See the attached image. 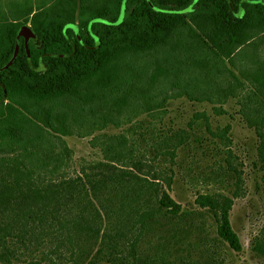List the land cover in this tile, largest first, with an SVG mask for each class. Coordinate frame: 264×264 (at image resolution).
<instances>
[{"label":"trees","instance_id":"trees-1","mask_svg":"<svg viewBox=\"0 0 264 264\" xmlns=\"http://www.w3.org/2000/svg\"><path fill=\"white\" fill-rule=\"evenodd\" d=\"M193 1L127 0L120 24L92 23L91 30L100 39L97 48L90 20H117L122 0H21L13 3L10 16L0 10V68L14 54L20 25L29 24L38 35L36 41L28 42L29 56L21 36L16 59L0 70V260L7 264H13V259L23 261L14 246L22 244L29 250L34 244L27 240L30 233L35 238L38 231L59 239L73 225L68 240L80 239L79 256L89 258L86 264H97L102 257L104 264H137L142 258L130 263L125 257L111 256L121 247L120 240L139 225L138 234L130 240L134 250L141 235L154 230L163 210L174 216L182 213L180 204L158 181L156 169L141 172L144 162L125 148L123 136L116 144L112 137L104 139V160L83 167L74 176L62 172L70 157L62 139L69 133L70 112L60 113L46 104L69 97L80 104L91 103L101 88L115 87L126 72L132 76L124 62L129 54L157 51L189 38L191 48L206 55L192 57L188 62L192 67L203 70L206 78L217 70L227 71L232 78L224 95L238 96L240 113L255 128L264 171V57L257 54L258 46L264 44V0L242 1L243 16L236 15L241 0H197L192 10L180 12ZM68 22L77 24L78 34L72 28L64 31ZM236 54L251 60L249 68L240 70L242 78L226 66L225 60L233 62ZM41 56L45 70L36 71ZM169 74L156 67L148 87ZM136 90L132 85L116 97L110 115L131 99L141 100L144 93ZM195 117L208 120L204 112ZM228 129L219 135L226 138ZM52 137L62 141L61 151H55ZM175 137L178 143L185 138L183 132ZM17 146L24 148L30 164L22 155L11 154ZM227 161L226 172L234 185L231 194L202 193L196 202L211 213L218 235L240 251L242 244L229 214L234 199L244 194L243 178ZM54 174L61 176L56 179ZM167 177L171 179L170 174ZM252 249L264 255V235L255 237Z\"/></svg>","mask_w":264,"mask_h":264},{"label":"rangeland","instance_id":"rangeland-1","mask_svg":"<svg viewBox=\"0 0 264 264\" xmlns=\"http://www.w3.org/2000/svg\"><path fill=\"white\" fill-rule=\"evenodd\" d=\"M17 1L21 0H0V10L10 16L12 5ZM191 46V40L185 37L157 51L127 55L124 62L132 70V76L126 72L125 79L115 87L101 88L91 103L80 104L69 97L46 104L57 112H70L69 133L62 135L70 148V157L62 172L74 176L83 172V167L104 160V139L112 137L116 144L123 136L125 148L132 150L135 158L143 160L141 172L156 169L160 176L158 181L180 204L182 213L174 216L163 210L156 218L158 224L154 230L141 235L133 250L130 240L139 232L136 225L128 237L120 240L121 247L111 256L125 257V262L130 263L135 262L136 257L142 258L137 264H264V255L252 249L255 237L264 235V171L258 158L259 137L240 113L238 96L224 95L232 81L229 73L217 70L206 78L203 70L188 63L192 57L206 56ZM257 54L264 57V44L258 46ZM225 62L240 78V70L251 65V60L241 54H236L233 62ZM158 66L170 74L148 87ZM132 85L136 91L144 93L138 94L141 100L131 99L120 111L110 115L108 111L112 110L114 99ZM219 108L222 113L218 112ZM199 112H204L208 120L196 118ZM226 126L229 129L227 137L223 138L219 133H223ZM177 132L185 136L182 143L177 142ZM52 140L55 151H61L62 141L57 137ZM25 153L23 147L17 146L11 154L22 155L30 164L31 159ZM2 154L0 151V156ZM227 159L243 178L244 194L234 199L229 214L242 244L240 251L232 249L218 235L211 213L196 202V197L202 193L231 194L234 185L226 172ZM60 174L54 177L59 179ZM169 174L171 179L167 177ZM73 229V225L65 229L59 239L40 235L38 231L36 238L28 234L27 240L34 244L29 250L16 244L14 247L22 253L23 261L13 259V264H29L32 260L37 264H86L89 258L79 256L80 239L74 236L73 242L68 240L67 234ZM104 263L102 257L97 264Z\"/></svg>","mask_w":264,"mask_h":264},{"label":"water","instance_id":"water-1","mask_svg":"<svg viewBox=\"0 0 264 264\" xmlns=\"http://www.w3.org/2000/svg\"><path fill=\"white\" fill-rule=\"evenodd\" d=\"M126 1L127 0H122V6H121L120 14H119V17L117 18V20L110 21V20L102 18V17H94V18H92L90 20V22H89V30H90L93 38L95 39V45L93 46L94 48H97L99 46L100 39H99V36L97 34L92 32V30H91L92 23L93 22H104V23H107V24H114V25L120 24L123 21V18H124L125 8H126ZM148 1L150 2V0H148ZM196 1L197 0H194L187 8H185L183 10H180V12H188V11L192 10L193 5H194V3ZM242 1L259 2L260 0H241L240 3H239L240 7H239L238 11L236 12L237 16H243L244 13H245V10L241 6V2ZM229 2H230V0H229ZM67 28H72L76 32V34H78V26H77L76 23L68 22L67 24H65V26L63 28L64 31ZM21 36L24 38L25 47H26V50H27V53H28V56H29L28 42H29L30 39H37L38 35L32 29V27L29 24H22L17 29L16 45H15L14 54H13L12 58L7 62V64H5L3 67H1L0 70H3L5 68H7L8 66H10L14 62V60L16 59V57H17V55L19 53V49H20V37ZM34 69L36 71L45 70V67L43 66V63H42V56L40 57L39 65L37 67H34ZM4 99H6V93H5Z\"/></svg>","mask_w":264,"mask_h":264}]
</instances>
